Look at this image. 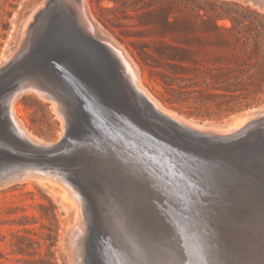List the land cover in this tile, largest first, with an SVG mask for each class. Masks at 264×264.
Instances as JSON below:
<instances>
[{"label": "rangeland", "instance_id": "rangeland-1", "mask_svg": "<svg viewBox=\"0 0 264 264\" xmlns=\"http://www.w3.org/2000/svg\"><path fill=\"white\" fill-rule=\"evenodd\" d=\"M42 1L0 0V102L17 93L13 103L20 106L26 128L53 146L29 149L11 140L0 128V264H111L105 216L113 198L122 199L138 215H151V225L159 222L162 208L155 201L151 204L157 206L151 208L150 204H135L133 192L121 187V176L86 157L90 144L95 145L101 138L100 122H120V128L127 129L137 114L143 124L151 127V133L173 140L175 147L219 156L262 158L258 155L264 151V117L254 123L248 118L239 127L226 129L225 134L208 128L220 125L218 128L223 129L225 123L246 115L250 109L264 110V0H86L99 32L110 35L106 37H112L125 51L151 98L182 120L210 126L203 129L190 128L156 111L146 95L131 89L116 62L78 29L72 27L87 41L83 47L88 51L65 37L66 24L78 25L70 13L71 22L64 21L62 11L67 1L53 6L52 12L48 11L37 24L30 14L35 18L34 11ZM167 20L176 24L169 25ZM32 32L33 39L29 40L33 43L28 40ZM166 44L192 48L197 61L166 59L157 51ZM32 85L58 102L66 113L64 119L57 117L50 99L41 98ZM89 91L104 97L108 109L87 102ZM36 160L38 166L43 165L40 161L53 162L50 169L58 172L64 170L59 168L61 162L75 169L78 177L69 183L76 188L81 206L75 205L78 207L74 211L68 203L62 204L59 194L49 192V183L34 178L43 177L40 172L22 170L35 165ZM252 167L251 173L234 170L228 178L217 177L218 185H209L211 192L206 197L216 196L218 204L240 214L264 208V161ZM23 176L29 178L22 181ZM262 222L252 221L249 226L251 239L258 246L264 243V218Z\"/></svg>", "mask_w": 264, "mask_h": 264}, {"label": "bare ground", "instance_id": "bare-ground-1", "mask_svg": "<svg viewBox=\"0 0 264 264\" xmlns=\"http://www.w3.org/2000/svg\"><path fill=\"white\" fill-rule=\"evenodd\" d=\"M63 1H67V7L64 8V10L62 11V14L64 15L66 20H64L63 16H62L63 17L62 19L69 23V22H71V21H69V13L71 14V16H74V18L77 19L78 25L76 26V24L74 23V25L72 24L71 26L78 29L83 36H86V38L88 40L92 41L94 44L96 43L95 45H98L100 47V49L102 50V53H104L105 56L110 57V59L112 58L116 62L117 67L119 69H121L120 74L122 75L123 79L128 83V85L131 87V89H134L135 91H138L139 93L142 92L144 95H146L147 96L146 100L150 106L152 105V107L156 111H158L159 113L166 115L168 117H172L174 119H177V121L179 120L181 123L185 124L186 126H188L190 128H193V129H201L202 128L203 129V128H207L209 126L206 124L207 125V127H206V125L204 123L198 124L196 121H194L192 119L182 120L183 117L182 118L180 116H179L180 118L176 117L177 115L173 114L174 112L166 109L158 101L151 98V95L147 92V90H145L144 85L141 84L140 78L138 77L136 71L134 70L136 67L134 66V68H133V66L131 65V63L128 60L129 58L127 59L126 55L124 54L125 51L123 52L117 46V44L114 43L116 41L113 42L112 41L113 39L111 40L112 37L111 38L109 37L110 39L107 38L110 35L107 36L104 34L105 36H103V34L101 35V33L99 32L98 26L95 24V22L91 18V14H90L89 8L87 6L86 0H46V1L44 0L37 7L38 9L36 8L37 12L34 11V14H36L35 18H33V14H30V15L32 16V19H37V24H38L47 15L48 11H50L53 8V6H57L58 3L63 2ZM46 6H47V8H45ZM57 10H58V8H57ZM51 12H52V10H51ZM55 14H56V11H55ZM57 15H59L58 12H57ZM28 19H30V17ZM28 19H27V22L29 21ZM70 20H71V18H70ZM33 22H36V21H33ZM60 22H61V20L59 21V24H60ZM29 23H30V21H29ZM71 23H73V22H71ZM37 24L34 25V28H36ZM24 26L27 28L26 24H24ZM26 28H23V29H26ZM37 29H39V28H37ZM25 31H28V30H25ZM25 31L23 34H25ZM35 31H34V33H35ZM62 32H63V34H65L64 31H62ZM29 33H31L30 29H29ZM34 33L32 32V35L30 34V37L28 38V40L31 37L33 39ZM81 34H80V36H81ZM20 37H22V33H21ZM22 38L24 39V37H22ZM23 41L21 39V44L23 43ZM29 41H31V40H29ZM29 41H28V43L31 44V43H33L34 40H32L31 43ZM24 48H26V47L24 46ZM28 48H29V45L27 47V50H28ZM16 52L18 53V50ZM16 52L14 51V53H16ZM12 53H13V51H12ZM126 54H127V52H126ZM14 55L15 54H12L11 56H14ZM4 60H5V58H4ZM0 63H1V61H0ZM132 64H134V63L132 62ZM7 72L8 71H6V73ZM56 72H58V71H56ZM21 74H22V72H21ZM40 74H41V72H40ZM62 74H64V73H62ZM35 75H36V73H35ZM45 75H47V74H45ZM59 75H61V74H59ZM61 76H63V75H61ZM10 78H11V76L9 77V79ZM5 80H7V79H5ZM35 84H37V83H35ZM35 86L32 85V87L35 89L34 91L36 93L40 94V96H42L41 98H44V100H45V98L50 99L51 109L57 114L58 118L60 116L64 119L66 113L64 112L63 108L59 104H57L58 102L55 103L46 91H44L43 89H40L39 87H35ZM16 87H18V86H16ZM10 89H11V87H10ZM26 89H27V87H26ZM26 89H24V90H26ZM45 89H47V87H45ZM14 91H15V89H14ZM14 91H13V93H14ZM11 92H12V90H11ZM16 94L14 96L10 95V97H8L6 100L0 102V128H1V130L3 131L4 134L8 135V137L11 140L20 142L22 145L28 147L29 149L38 150V149L51 147L52 146L51 143L44 142V141L40 140L38 137H36L34 134H32L26 128V125H25V123L21 117L22 111H21L20 106L14 105V103H13L15 101L14 98H15ZM18 96H19V94H18ZM16 99H17V97H16ZM59 100H60V98H59ZM249 111L250 112H248L246 115H243V116L239 115L238 117H236V119L234 121L225 123L223 125L224 126L223 129H221V127H220V129L218 128V126H220V125H218L216 128L213 127L214 125H211L212 127L209 126L210 128H208V130L212 131V132H217L220 134H225L228 131H230L228 129H235V128L239 127V125L243 124L248 118H251L252 119L251 122L254 123L257 121L253 122V120L260 119V118L264 117V110L263 109L256 110L255 108H253V109H250ZM66 118H67V116H66ZM98 120H100V119L98 118ZM113 120H115V119L113 118ZM117 123H120V122H117ZM96 125H97V123H96ZM123 125H125V124L123 123ZM248 125H251V124H249V122H248ZM62 126L63 125L61 124V128H60L61 130L63 129ZM64 126H65V124H64ZM120 127H121V125H120ZM226 129L228 130L227 132H226ZM61 134H62V132H61ZM127 140L128 139H125V141H126L125 144H128ZM87 141H89V140H87ZM98 142L99 143L95 144L94 146L93 145L89 146V148L87 149L88 153H87L86 157L92 159L95 162V164L98 163V164H101V165L103 164L104 166H107L110 169V172H112L115 176H121L124 180V183H122L121 187H123L125 190H130L133 192V195L135 196V201H134L135 204H138V205L139 204H145V205H143L144 207L146 206V204H147V206H148V204H150V206H148L150 208H151V205L155 206L156 204H158V206H160V208H162V209H160L161 213L159 216V218H160L159 222L158 223L156 222V224L151 225V215L149 217H144V216L138 215L122 199H119L116 196L113 198L112 203L106 209V216H105V221H106L105 225H106V229L108 232V242H109L108 246L111 247L110 248L111 254L109 255L111 257V264H264V243L262 245L258 246V244L253 243L252 239L247 241L246 239L242 238V239L238 240L239 243H237L236 245L225 244L227 242L220 243L217 246V248H216V246L211 245L210 240L208 239V235H210V232L212 231L211 230L212 229V222L210 220V215L213 212H216V210L218 208V206L216 205L217 204L216 203V196L210 195L211 197H206L202 201L192 199V197L202 194V192L204 191V188H207L210 185V183H209L210 178H208L206 173H204V171H202L203 169L195 168V169H190V171L195 172L197 175H199L200 178L203 179V182L206 183V185L204 187H203V185H201L200 181L196 182V181L192 180V177L189 174L188 170L183 168V167H185L183 162H181V163H183L182 166L181 165L176 166L175 163L170 162L167 157H164V155H163V157H159L158 153L161 154V152L158 149L151 148V157H149L146 153L145 158L142 160L141 156H140L141 154L137 152V149L139 148V146L142 145V143H140V142L133 140L134 144L129 145L134 150L132 152L128 148H126L125 150L124 149L118 150L117 146H116L117 143L119 142L118 140L115 141L116 142L115 143V142H111L109 139H105L104 136H102L100 139H98ZM112 146H113L114 150H112V148H111ZM147 151H148L147 149H144V152H147ZM259 152H261V154L259 153L258 157H262V158L255 159L257 157L254 156L255 160H253V161H255L254 162L255 164L261 163V162L263 163V161H264V151L260 150ZM149 153H150V151H149ZM251 156H252V154H251ZM171 157H173L174 159H177L174 155ZM29 161H32V160L29 159ZM40 162H41V164H43L42 166L36 165V164H40L39 161L37 162V160H36V162L33 163L35 165H30V167H23L24 169L20 168V169H15V170H21V169L23 171L26 170V171H24L25 173H27V172L29 173L30 172L29 170H33L36 172V174H37V172H40L39 174H41V176H43V177L35 176L34 178L36 180L42 181L43 184L49 183L52 186V188L49 189V192L52 193L53 195L59 194L60 202L62 204L68 203L73 208V210L75 211L76 208L78 207L75 205L81 206V200H80L77 192L75 191L76 188L74 189L71 186V184L69 183V181H76V179L78 177L77 176L78 174L76 175V173H75V169L72 166L65 165L61 162V163H59L61 165V166H59V168L64 169L66 171L61 170V172H58L54 168L50 169L51 167H53V165H52V164H54L53 162H52V164H51V162L50 163L48 162V164H46V162H44V161L43 162L40 161ZM17 163H15L14 165H16ZM10 165H12V164H10ZM55 167H56V165H55ZM44 169H46V170L44 171ZM259 169L261 171L260 167H259ZM25 173H23V174H25ZM18 174H19V172H18ZM20 174H22L21 171H20ZM234 175H235V173H234ZM105 176H106V174H105ZM7 178H8V176H7ZM28 178H29V176H23L21 179L23 181V179L27 180ZM31 179H33V177ZM222 179H223V177H222ZM5 180H6V178L3 180V182H5ZM215 180H217V179H215ZM218 180H219V178H218ZM117 182H119V181H117ZM1 184H2V182L0 183V185ZM3 185H4V183H3ZM133 187L136 189H134ZM256 188H258V186ZM113 193L116 194V192H113ZM212 195H213V192H212ZM190 199H191V201H190ZM181 200H184V202H186L188 205H190V203L188 202V201H190L191 205L195 206L193 209L194 211H199V210H197V207H199L200 210L201 209L204 210L203 219L201 222H199V227L196 231L195 230L193 231V230H191V228H189V224H188V221L186 219L182 218L180 215L175 213L176 206L173 204V202L181 201ZM151 201L152 202L155 201L156 204H154V205L151 204ZM235 202H237V200ZM228 203L226 202V205ZM229 204H231V203H229ZM233 204L231 206H233ZM237 207H239V206H237ZM83 209H84V207H83ZM186 209H188V208H186ZM189 209L191 210V208H189ZM80 212H82V211H80ZM81 215H82V213H81ZM80 216H78L80 218L79 221L81 219L83 220V218ZM82 220L80 222H82ZM74 222H75V220H74ZM84 222H86V221H84ZM84 222H82V223L85 224ZM194 223H196V222H194ZM72 225H75V223H73ZM77 226L79 227V225H77ZM81 227H83V226H81ZM73 228H75V227L73 226ZM83 229H85V228L83 227ZM234 229H237V226H235ZM74 230H77V229H74ZM84 231H86V230H83V233H84ZM72 232H73V230H72ZM236 232H238V231H236ZM74 233L75 232H73V234ZM83 235L85 236L86 233H84ZM82 238L84 239L83 236H82ZM77 242H79V240ZM219 256L222 257L223 259L222 260L219 259ZM107 261H108V259H107ZM107 261H105V262L108 263Z\"/></svg>", "mask_w": 264, "mask_h": 264}, {"label": "water", "instance_id": "water-1", "mask_svg": "<svg viewBox=\"0 0 264 264\" xmlns=\"http://www.w3.org/2000/svg\"><path fill=\"white\" fill-rule=\"evenodd\" d=\"M69 24L71 25V23ZM70 25L68 26L66 24L67 36H64L71 38V42H74V44L81 46V48H83L85 51H88V47H83L87 45V41L85 40L87 38L83 39V36H81L82 38L79 37V35H77V32H73L72 26L70 28ZM96 46L100 48L98 45ZM107 84L108 83L105 82V85L107 86L105 88L110 90V87ZM87 94V102H89L92 106L100 104L102 108L108 109L109 105L107 104V100H105L104 97L99 96L94 91H89L87 92ZM129 109L130 112H132L130 106ZM134 117L135 118L133 119V123L132 125H130L131 127L127 129L120 128V125H118L119 123L115 124V122L112 121L100 122V136H104L105 139H109L111 142H115L118 140L119 142L116 145L117 147H120L122 150L128 148L131 152L134 150L129 145L134 144L133 140L142 143V145H138L139 148L137 149V152L141 154L140 156L142 160L145 158L146 153L149 157H151V148L158 149L161 152V154L158 153L159 157H163L164 155V157H167L170 162L175 163L176 166H182L184 163L185 167L183 168L188 170L189 174L192 177V180L196 182L200 181L203 187L206 185V183L203 182V179L200 178L199 175H197L193 171H190V169H203L202 171H204L208 178H210V185L214 184L213 186H217L218 182L217 180H215L217 177L220 178L221 176L228 178L231 176L232 171L234 170L251 173L252 165L255 164V161H253V159H251L248 155L232 154L219 156L214 154L195 152L193 151V149L188 150L185 149V147H175V143L173 140H170L169 138H162L158 135H155V133H151L150 126H146L145 124H143L140 121V118H138L137 114H135ZM125 139H128V144H125ZM92 144L94 145V143ZM52 147L53 146L47 149H51ZM144 149H147L148 151L144 152ZM173 155L177 159L171 157ZM210 192V188H204L202 194L194 196L192 197V199L202 201ZM190 201H188L190 205L184 202V200L173 202V204L176 206L175 213L186 219L188 221L189 228H191V230L193 231H196L199 227V222H201L203 219L204 210H200L199 207H197V210L199 211H194L193 209L195 206L191 205ZM216 203L218 208L216 212H213L210 215V220L212 222V231L210 232V235H208V239L210 240L211 245L216 246V248L220 243L223 242H227L225 244L228 245H236L237 243H239L238 240L242 238L249 241L251 239V235L249 233L250 222L257 221L258 223H263L262 221L264 218V208L258 210L255 209V211H251L249 213L247 212L239 214L238 211H229V208L220 203L218 204L217 197ZM186 208H191V210L189 209V211ZM254 218H256V220ZM235 226H237V229H234ZM235 230L238 232H236ZM219 259L222 260L223 258L219 256Z\"/></svg>", "mask_w": 264, "mask_h": 264}, {"label": "trees", "instance_id": "trees-1", "mask_svg": "<svg viewBox=\"0 0 264 264\" xmlns=\"http://www.w3.org/2000/svg\"><path fill=\"white\" fill-rule=\"evenodd\" d=\"M166 22L169 25L176 24V22H171L168 20ZM157 51L159 55L165 57L166 59L176 60L178 62L197 61L196 58L192 56L195 53V51L190 47L178 46L174 44H166ZM179 66H183V65L179 64Z\"/></svg>", "mask_w": 264, "mask_h": 264}]
</instances>
